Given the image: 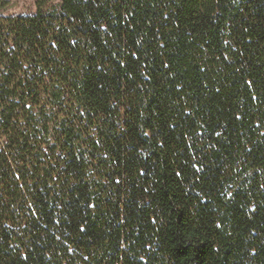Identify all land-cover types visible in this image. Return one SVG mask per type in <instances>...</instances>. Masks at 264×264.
<instances>
[{"label": "trees", "instance_id": "obj_1", "mask_svg": "<svg viewBox=\"0 0 264 264\" xmlns=\"http://www.w3.org/2000/svg\"><path fill=\"white\" fill-rule=\"evenodd\" d=\"M0 0V264H264V0Z\"/></svg>", "mask_w": 264, "mask_h": 264}, {"label": "rangeland", "instance_id": "obj_2", "mask_svg": "<svg viewBox=\"0 0 264 264\" xmlns=\"http://www.w3.org/2000/svg\"><path fill=\"white\" fill-rule=\"evenodd\" d=\"M9 4L1 11L3 15H18L35 11V0H8Z\"/></svg>", "mask_w": 264, "mask_h": 264}]
</instances>
